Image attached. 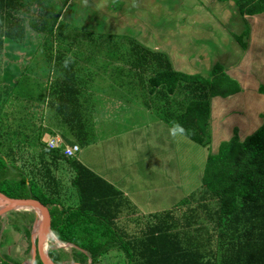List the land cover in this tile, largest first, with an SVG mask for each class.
I'll return each mask as SVG.
<instances>
[{
	"label": "trees",
	"instance_id": "1",
	"mask_svg": "<svg viewBox=\"0 0 264 264\" xmlns=\"http://www.w3.org/2000/svg\"><path fill=\"white\" fill-rule=\"evenodd\" d=\"M216 1L231 2L242 17L264 13V0ZM51 2L56 6L53 11L49 9ZM62 7L61 0H0V109L18 80L6 85L4 71L13 68L12 56L7 54L20 50L15 54L24 56L25 47L36 44L35 54L44 50L49 61V45L60 38L55 27ZM248 34L246 27L240 35H232L241 50L246 49L242 39ZM29 35L36 41L27 44ZM130 43L132 68L138 76L147 74V91L142 94L148 102L145 107L150 109L151 105L178 134L208 146L211 100L239 94L237 81L218 63L206 77L174 71L165 54ZM71 58L57 53L56 61H49L56 78L47 88V107L57 117L59 127L86 145ZM258 93L264 97V86ZM260 119V126L247 137L240 139L233 129L232 136L207 155L200 189L189 196L191 204L186 210L179 215L170 210L153 216L138 237L129 235L118 222L120 207L113 209L111 200L120 195L107 182L72 162L75 173L71 185L78 204L62 207L51 193L56 186L52 168L43 160L35 165L25 146L6 142L1 135L0 193L10 199L36 200L49 209L52 236L61 246H68L57 248L52 239L47 240V255L53 264H99L114 250L122 254L125 264H264V112ZM42 151L47 153L43 144ZM15 216L11 220L14 229H24L25 252L30 253L34 212ZM3 237L0 230V239ZM0 264L10 263L1 260Z\"/></svg>",
	"mask_w": 264,
	"mask_h": 264
},
{
	"label": "rangeland",
	"instance_id": "2",
	"mask_svg": "<svg viewBox=\"0 0 264 264\" xmlns=\"http://www.w3.org/2000/svg\"><path fill=\"white\" fill-rule=\"evenodd\" d=\"M75 1L67 13V21L73 25V30H58L60 38L59 42L53 43L55 46L51 45V59L52 63L55 62L57 53L62 58L72 57L73 68L78 73L75 81L80 87L85 78L90 77L92 67L100 68L99 73L103 76L107 61H116L117 56L129 52V47L125 50L122 42L115 43L116 38L134 43L141 41L151 49L161 50L171 56L174 70L187 75L206 77L214 64H221L227 75L239 84L241 95L211 100L213 118L208 146L197 145L179 136V156L193 164L179 175V185L188 184L197 189L201 186L200 177L207 155L214 153L220 142L228 140L233 129L237 130L240 139H244L261 124L264 97L258 93V88L264 86V13L242 17L231 2L216 0H78L76 7ZM55 7L49 3V9L53 11ZM72 11L76 14H70ZM246 27L250 35L242 39L246 49L241 50L232 35H240ZM25 40L27 44L36 41L32 35ZM25 49L24 56L15 54L20 50L7 54V57L12 56L13 68L4 71L6 85L11 86L18 80L11 97L0 109V135L6 142L13 143V140L17 141L13 132H19L20 142L29 150L37 143L38 134L49 132L48 125L54 128L52 125L57 120L46 105L49 99L47 87L54 82L56 75L51 72L49 61L45 60L44 50L35 54L36 44ZM91 86L87 83L83 87ZM88 113L85 111L81 117L86 124L91 121ZM133 136H136L135 132L129 135ZM48 140L49 136L44 134L43 142ZM96 149L98 147L90 150ZM159 176L164 177L160 172ZM187 208L182 206L179 210ZM28 211L10 210L0 216V230L4 233L0 239V261L29 264L31 252H25L24 229L17 226L16 231L11 221L15 220L14 215ZM30 233L36 234L34 230ZM52 242L63 249L56 240ZM45 248L47 251V242ZM115 260L116 257L108 255L99 264H112L113 261L115 264Z\"/></svg>",
	"mask_w": 264,
	"mask_h": 264
},
{
	"label": "crops",
	"instance_id": "3",
	"mask_svg": "<svg viewBox=\"0 0 264 264\" xmlns=\"http://www.w3.org/2000/svg\"><path fill=\"white\" fill-rule=\"evenodd\" d=\"M62 1L63 7L55 28L67 32L73 30V25L67 21V15H69L67 13L74 0H68L66 3L61 0V4ZM77 4L78 0L75 1L74 6H78ZM69 25L72 27L69 28ZM116 39L115 43L122 42L124 48L129 47L127 50L129 52L117 56L116 61H107L105 65L108 67L107 70L102 71L103 76L99 73L100 68L92 67L90 77L85 78L82 87L76 83L79 91L77 100L80 105L79 110L77 108L76 110L80 113V118L85 111H89L88 116L91 115L90 123L83 122L81 130L85 134L86 145H81L79 140L68 132V129L59 127L55 120L56 122L52 125L54 128L48 125L49 132L38 134L37 143L33 144L31 149L28 145V149L35 160V165L43 160L52 168L56 186L54 185L55 188L51 193L58 201L57 204L62 207H75L78 204L76 190L71 185L75 173L72 162H77L119 192L120 196H114L111 200L114 205L112 208L120 207L118 222L124 226L129 235L138 237L140 231L152 223L153 216L170 210L179 215L181 212L179 208L190 205V194L199 190L200 187L194 189V186L190 187L188 184H182L180 187L179 175L193 167L192 161H185L179 156L180 134L171 125L165 123L151 105L150 109L145 107L148 102L141 95L147 91V74L140 73L138 76L131 66V40ZM53 43L49 46H55ZM135 43L147 50L163 53L161 50L151 49L149 45L141 41ZM49 57L52 58L51 55ZM170 57L167 56L171 67L174 68ZM49 61L52 63V59ZM75 75L78 73L75 72ZM87 83L92 86L84 88L83 86ZM142 83L143 86H141ZM239 94L241 95V92ZM91 109L92 112H90ZM47 110L53 113L48 107ZM212 118L211 108L210 124H212ZM143 129H146L145 132ZM133 132L136 136L129 137ZM14 133L17 135V141L13 140V143L24 146L20 142V133ZM44 134L49 136L47 142H43ZM56 137L62 138L65 141L64 144L61 139L62 144L66 147L78 145L79 152L74 157L68 158L59 150L49 149L46 144ZM42 144L47 153L42 151ZM97 147L98 149L94 151L90 150ZM159 172L163 173V178L159 176ZM34 222H36L35 214L31 231L34 229ZM61 247L66 249L68 246ZM108 255L116 257L115 264H125L120 252L109 251L106 256ZM111 263L113 264L114 261Z\"/></svg>",
	"mask_w": 264,
	"mask_h": 264
},
{
	"label": "water",
	"instance_id": "4",
	"mask_svg": "<svg viewBox=\"0 0 264 264\" xmlns=\"http://www.w3.org/2000/svg\"><path fill=\"white\" fill-rule=\"evenodd\" d=\"M27 209L33 210L36 221L38 220L37 211L41 214L39 218L40 227L38 232L34 235L31 234L30 238V252L31 259L29 264H53L47 255L45 243L48 238H55L51 234V213L49 209L40 202L32 199H10L0 193V216L7 213L10 210ZM45 252V257L42 256V252Z\"/></svg>",
	"mask_w": 264,
	"mask_h": 264
},
{
	"label": "built area",
	"instance_id": "5",
	"mask_svg": "<svg viewBox=\"0 0 264 264\" xmlns=\"http://www.w3.org/2000/svg\"><path fill=\"white\" fill-rule=\"evenodd\" d=\"M62 140L59 137L49 141L46 146L49 149L59 150L65 157L72 158L76 153L79 152L80 148L78 145L64 146Z\"/></svg>",
	"mask_w": 264,
	"mask_h": 264
},
{
	"label": "bare ground",
	"instance_id": "6",
	"mask_svg": "<svg viewBox=\"0 0 264 264\" xmlns=\"http://www.w3.org/2000/svg\"><path fill=\"white\" fill-rule=\"evenodd\" d=\"M37 215H38V220L34 223V232L37 233L40 227V221L39 218L41 217V214L37 211ZM42 256L45 257V252H42Z\"/></svg>",
	"mask_w": 264,
	"mask_h": 264
}]
</instances>
